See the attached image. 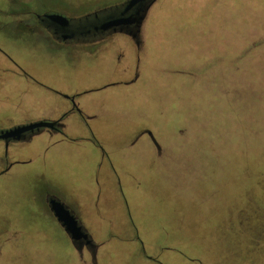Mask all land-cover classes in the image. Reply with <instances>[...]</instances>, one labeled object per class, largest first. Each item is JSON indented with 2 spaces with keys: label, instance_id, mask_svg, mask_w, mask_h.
Masks as SVG:
<instances>
[{
  "label": "rangeland",
  "instance_id": "374dc122",
  "mask_svg": "<svg viewBox=\"0 0 264 264\" xmlns=\"http://www.w3.org/2000/svg\"><path fill=\"white\" fill-rule=\"evenodd\" d=\"M124 1L0 0V130L58 120L65 95L95 116L0 140V264H94L49 195L98 264H264V0H157L141 52L53 47L37 20Z\"/></svg>",
  "mask_w": 264,
  "mask_h": 264
},
{
  "label": "flooded vegetation",
  "instance_id": "af4514ba",
  "mask_svg": "<svg viewBox=\"0 0 264 264\" xmlns=\"http://www.w3.org/2000/svg\"><path fill=\"white\" fill-rule=\"evenodd\" d=\"M127 1V0H126ZM126 1L117 4V5H110L103 8H98L93 11H89L85 13L81 17H74L71 15H68L67 13L61 12V11H46L42 13L41 15L37 16L38 23L41 27H43L46 30V33L49 35V37L53 40V44H57L53 47H65V48H72L73 46H84L91 50V48L95 45H102V43H105L110 37L117 33H122L130 37L139 52L142 50V44H143V35L141 34V25L140 24H131V25H122L118 27H112L105 29L104 26L109 21L122 18V17H128L132 14L138 15L144 13L147 6L151 3V0H147L145 2H142L140 4H137L130 10L126 11ZM51 14H62L68 18V20H55L48 17V15ZM70 96V95H69ZM67 98V97H66ZM68 99L72 102V109L65 112L58 120L59 123L54 127H46L49 130H51L54 133H61L64 134L65 130V119L70 114V112H78L82 117H87L85 113H83L82 109L79 108V106L76 104V95L69 97ZM95 116L87 117V118H94ZM44 128H42L40 131H42ZM40 131H36V133H39ZM34 135V133H27V139L28 140ZM159 148V147H158ZM11 164V163H10ZM8 164V166L10 165ZM7 166V167H8ZM52 197H56L60 199L57 196L49 195L47 198V203L50 208V199ZM61 200V199H60ZM71 209V208H70ZM51 210V209H50ZM52 212V211H51ZM53 213V212H52ZM94 241V240H93ZM97 244V243H96ZM80 247L82 248V252H79V254L83 253V250L87 248L92 255V260L94 264H98V249L99 245L95 244H86V241L83 240L81 242ZM96 251V258H93V254Z\"/></svg>",
  "mask_w": 264,
  "mask_h": 264
},
{
  "label": "water",
  "instance_id": "95a60500",
  "mask_svg": "<svg viewBox=\"0 0 264 264\" xmlns=\"http://www.w3.org/2000/svg\"><path fill=\"white\" fill-rule=\"evenodd\" d=\"M147 0H127L125 9L126 11L130 10L137 4H140L142 2H145ZM157 0H151V3L147 6L145 9L143 15H130L128 17H122L118 19H114L109 21L107 24H105L104 28H112V27H118L122 25H131V24H140L141 25V34L143 35V27L145 24V21L148 17L149 11L153 4ZM49 18L55 19V20H68V18L62 14H51L48 15ZM65 97L69 98L71 96L65 95ZM59 123V120H42L25 124V125H19L16 127H13L11 129L7 130H0V140H4L6 144V148H8L11 141H24L27 139V133L31 132L34 133L36 131H40L42 128L50 127L54 128ZM151 136L152 133L150 131H146ZM13 164H10L8 167H6L4 170L0 172V175L7 172ZM50 209L53 212L54 216L56 217L57 221L62 225L65 232L69 235L70 239L73 241V244L75 248L82 252V248L80 247L81 242L83 240L86 241V244H95L97 245L92 239V236L88 232V230L84 227V225L80 222L79 218L76 216L74 211L70 209L69 206H67L62 200L52 197L50 199ZM93 258H96V251L93 254Z\"/></svg>",
  "mask_w": 264,
  "mask_h": 264
},
{
  "label": "crops",
  "instance_id": "0c3cea01",
  "mask_svg": "<svg viewBox=\"0 0 264 264\" xmlns=\"http://www.w3.org/2000/svg\"><path fill=\"white\" fill-rule=\"evenodd\" d=\"M223 6V5H222ZM179 7H180V3H179ZM224 7H227V6H224ZM229 7V6H228ZM232 7H234L233 5L232 6H230L229 8H232ZM237 7V6H236ZM235 8V7H234ZM175 9H177V7H175ZM8 166V165H7Z\"/></svg>",
  "mask_w": 264,
  "mask_h": 264
}]
</instances>
